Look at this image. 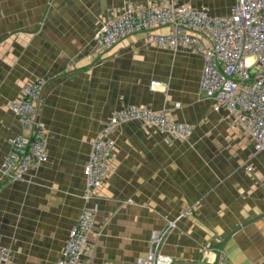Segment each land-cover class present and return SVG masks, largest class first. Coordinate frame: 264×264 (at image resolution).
<instances>
[{"label": "crops", "instance_id": "crops-1", "mask_svg": "<svg viewBox=\"0 0 264 264\" xmlns=\"http://www.w3.org/2000/svg\"><path fill=\"white\" fill-rule=\"evenodd\" d=\"M163 2L221 17L234 0H0V166L20 133L9 104L36 79L44 80L38 117L48 155L22 180L0 172V246L12 264L59 257L84 206L89 141L126 106L168 113L192 132L165 143L137 121L112 131L110 170L88 203L94 223L79 264H136L150 233L165 229L160 252L171 264H264V150L200 92L201 58L149 45L144 33L98 50L111 14ZM154 81L161 84L151 89Z\"/></svg>", "mask_w": 264, "mask_h": 264}, {"label": "built area", "instance_id": "built-area-1", "mask_svg": "<svg viewBox=\"0 0 264 264\" xmlns=\"http://www.w3.org/2000/svg\"><path fill=\"white\" fill-rule=\"evenodd\" d=\"M159 28H166L167 32L158 33ZM136 33H144V41L149 45L189 48L198 55L202 60L200 92L211 102L214 111L226 110L244 129L256 152L264 150V0H234L229 14L221 17L173 2L127 3L109 16L96 34L98 50L109 49ZM160 84L154 81L150 88ZM43 85L44 80H34L9 104L20 133L10 139L0 166L1 174L8 180H22L30 169L48 160L45 125L38 117ZM129 121L155 128L163 135L165 143L185 141L192 132L189 124L146 107L126 106L114 112L89 141L90 152L82 171L84 206L52 264H79L94 223V209L88 203L110 170L109 160L114 150L110 134ZM251 170L246 167V171ZM166 232L165 229L150 233L149 250L137 257L136 264L173 262L160 252ZM222 258L219 255V259ZM0 264H12L10 252L4 246H0Z\"/></svg>", "mask_w": 264, "mask_h": 264}, {"label": "rangeland", "instance_id": "rangeland-1", "mask_svg": "<svg viewBox=\"0 0 264 264\" xmlns=\"http://www.w3.org/2000/svg\"><path fill=\"white\" fill-rule=\"evenodd\" d=\"M126 4H127V3H126ZM119 10H120V9H119ZM111 15H112V14H111ZM111 15H110V16H111ZM108 18H109V17H108Z\"/></svg>", "mask_w": 264, "mask_h": 264}]
</instances>
